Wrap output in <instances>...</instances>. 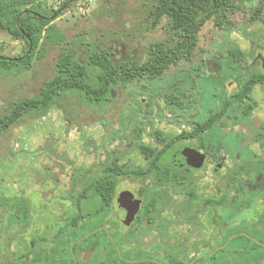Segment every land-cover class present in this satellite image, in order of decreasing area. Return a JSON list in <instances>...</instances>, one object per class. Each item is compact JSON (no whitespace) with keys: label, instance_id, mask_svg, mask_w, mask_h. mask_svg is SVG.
<instances>
[{"label":"rangeland","instance_id":"1","mask_svg":"<svg viewBox=\"0 0 264 264\" xmlns=\"http://www.w3.org/2000/svg\"><path fill=\"white\" fill-rule=\"evenodd\" d=\"M66 1L35 0L42 2L48 13L58 12L52 24L65 37L62 45L39 49L26 70L0 74V181H10L15 169L17 180H24L19 174L30 166L32 173L26 180L40 184L60 180L69 186L77 179L75 169L86 178L99 176L104 164L117 157L123 170L146 173L119 177L117 193L137 195L157 177L156 172H149L150 160L141 146L156 150V154L170 146L169 150L175 147L216 154L221 163L217 172L208 164L186 174L185 183L153 194L173 200L162 212L177 218V230H181L177 252L189 244L190 237L206 235L198 220H189V214L201 207L194 198L224 197L225 214L235 209L249 214V198L254 196L258 181L264 180V85L254 87L253 108L245 118L246 103L237 105L232 97L252 75L264 73L258 59L264 57V0H231L238 7L230 16L231 23L220 27L213 20L207 22L193 60L172 67L160 81H140L100 100L71 92L56 100L46 114H26L4 127L5 117L17 104L37 97L55 77L65 49L75 46L81 54L97 45L109 49L116 59L133 58L141 63L147 60L150 46L169 47L178 39L172 19L158 14L157 0H70L63 6ZM231 50L242 52L238 63L228 57ZM27 51L25 40H15L0 27V56L21 61ZM169 95L184 100L190 109L177 111L167 103ZM227 102L230 109L217 123L219 128L195 137L183 135ZM257 190V196L263 197L262 189ZM248 218L237 220L247 233L244 220ZM186 230H190L188 239Z\"/></svg>","mask_w":264,"mask_h":264},{"label":"flooded vegetation","instance_id":"2","mask_svg":"<svg viewBox=\"0 0 264 264\" xmlns=\"http://www.w3.org/2000/svg\"><path fill=\"white\" fill-rule=\"evenodd\" d=\"M258 59L263 67L264 57ZM177 153L182 150L173 152L172 167L186 174L197 170L173 165ZM202 155L203 167L211 164L215 172L221 168L218 155ZM24 168L19 174L24 180H17L15 169L10 181H0V264H264V196H257L259 187L264 194V180L249 198V214L239 213L243 209L225 214L224 197L194 198L201 207L189 220H198L206 235L190 237L186 230L189 244L177 252V218L162 212L173 200L153 196L160 190L101 197L96 187L104 168L91 178L75 169L77 179L69 186L60 180H26L32 171ZM247 216L244 226L250 233L237 224L239 217Z\"/></svg>","mask_w":264,"mask_h":264},{"label":"trees","instance_id":"3","mask_svg":"<svg viewBox=\"0 0 264 264\" xmlns=\"http://www.w3.org/2000/svg\"><path fill=\"white\" fill-rule=\"evenodd\" d=\"M69 2L70 0H67L63 6L68 5ZM237 10L238 7L231 0H157L158 14L172 19L173 29L178 35L173 45L150 46L147 60L141 63L133 58L116 59L115 54L109 49L97 45L84 50L81 54L76 53L75 46L72 49H65L58 59L55 77L46 83L37 97L17 104L5 117L2 125L9 127L26 114L42 116L56 100L71 92H79L100 100L110 97L116 89L126 88L140 81H160L172 67H179L181 63L193 60L198 48L199 34L207 22L213 20L220 27L230 24V16ZM56 13L58 12L48 13L43 3H36L35 0H0V27L7 30L15 40H25L28 46V51L21 61L0 56V74L26 70L31 67L39 49L52 44L62 45L65 37L52 24ZM228 55L238 63L242 52L231 50ZM258 84L264 85V73L253 75L242 85L240 93L232 97L234 102H239L237 105L246 103L247 107L242 111L244 118L249 116L253 108L250 103L251 93ZM165 99L177 111L190 109L184 100L174 95L166 96ZM230 105V102L225 103L218 112L209 115L204 123L198 124L197 128L183 135L195 137L219 128L217 123L225 118ZM141 148L150 160L149 172L154 171L157 174L148 188L150 191L168 190L174 185L186 182L185 171L175 169L169 161L170 155L179 149L174 147L173 150H169L170 146H167L163 152L156 154V150L150 147L141 146ZM113 155L117 156L116 153ZM249 156L250 152L246 159ZM118 161L116 157L110 163L104 164V174L98 179L99 185L96 187L97 196L115 197L119 177L122 175L139 177L146 174L123 170ZM163 166L165 169H162ZM263 170L264 166L261 171Z\"/></svg>","mask_w":264,"mask_h":264},{"label":"water","instance_id":"4","mask_svg":"<svg viewBox=\"0 0 264 264\" xmlns=\"http://www.w3.org/2000/svg\"><path fill=\"white\" fill-rule=\"evenodd\" d=\"M206 157L202 155L200 152L197 151H190L188 150L183 151L181 154L177 153L173 159V165L183 166H190L194 169H201L204 166ZM124 196H133L132 193L126 192ZM139 204V203H138Z\"/></svg>","mask_w":264,"mask_h":264}]
</instances>
